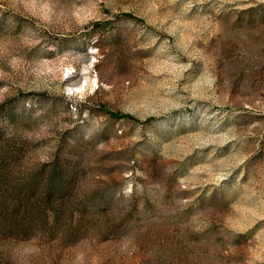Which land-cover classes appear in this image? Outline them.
<instances>
[{
	"label": "rangeland",
	"instance_id": "rangeland-1",
	"mask_svg": "<svg viewBox=\"0 0 264 264\" xmlns=\"http://www.w3.org/2000/svg\"><path fill=\"white\" fill-rule=\"evenodd\" d=\"M0 148V264H264V0H0Z\"/></svg>",
	"mask_w": 264,
	"mask_h": 264
},
{
	"label": "trees",
	"instance_id": "trees-1",
	"mask_svg": "<svg viewBox=\"0 0 264 264\" xmlns=\"http://www.w3.org/2000/svg\"><path fill=\"white\" fill-rule=\"evenodd\" d=\"M23 151L20 148H0V171H9L13 169L16 165H19L22 160ZM63 175V168L61 163H56L53 165L52 169L46 173L41 170L39 175H36L37 179L28 186V195L34 196L36 193V186L38 181L41 179H46L48 182V194H57L59 196L64 195L66 188H52L55 186V180L59 179ZM73 174L69 176L73 178ZM33 186V187H31Z\"/></svg>",
	"mask_w": 264,
	"mask_h": 264
}]
</instances>
